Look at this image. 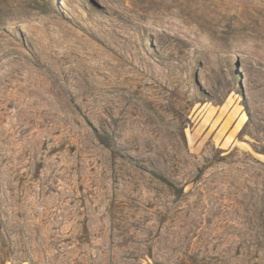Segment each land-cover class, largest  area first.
<instances>
[{"label": "rangeland", "instance_id": "1", "mask_svg": "<svg viewBox=\"0 0 264 264\" xmlns=\"http://www.w3.org/2000/svg\"><path fill=\"white\" fill-rule=\"evenodd\" d=\"M0 264H264V0H0Z\"/></svg>", "mask_w": 264, "mask_h": 264}, {"label": "bare ground", "instance_id": "2", "mask_svg": "<svg viewBox=\"0 0 264 264\" xmlns=\"http://www.w3.org/2000/svg\"><path fill=\"white\" fill-rule=\"evenodd\" d=\"M118 42L119 39L117 40ZM131 44L129 43L128 46ZM107 50V49H106ZM111 52V51H110ZM119 57V56H118ZM62 92V91H61ZM110 115L113 121L118 122V126L120 127H129V126H138V121L131 116H129L127 112H124L126 114H122L121 111L118 110V108H113V107H106L104 108ZM125 111V110H124ZM131 117V118H130ZM126 129V128H125ZM137 137L136 133H133V138ZM139 138V137H138ZM131 140V139H130ZM140 142V141H139Z\"/></svg>", "mask_w": 264, "mask_h": 264}]
</instances>
